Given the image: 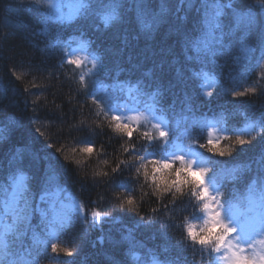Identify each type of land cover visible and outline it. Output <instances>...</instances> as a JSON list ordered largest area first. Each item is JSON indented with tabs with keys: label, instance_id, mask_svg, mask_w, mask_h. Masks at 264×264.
<instances>
[{
	"label": "trees",
	"instance_id": "16d2710c",
	"mask_svg": "<svg viewBox=\"0 0 264 264\" xmlns=\"http://www.w3.org/2000/svg\"><path fill=\"white\" fill-rule=\"evenodd\" d=\"M110 2L99 0L85 14L89 0H83L78 16L67 21L47 0L39 5L36 0H0V220L12 192L5 177L20 161L24 167L15 176L25 177L34 206L49 186L58 185L83 209L82 216L75 214L61 227L39 209L23 221L16 207L13 230L0 245V264H211L213 258L217 264L211 245L193 244L187 235L189 226L198 235L204 229L202 204L186 185L183 194L156 187L176 179L175 169L181 167L177 161L170 169L162 167L173 141L206 157V177L221 186L226 207H242L251 196L264 201V59L257 46L264 3L220 0L225 33L236 25L232 8L251 14L256 25L247 30L243 44L246 30L240 28L231 38L225 36L226 47L214 58L201 52L205 61L215 59L204 67L194 50L185 51L184 37L175 29L176 23L187 24L191 39L201 37L199 30L192 32L194 18L204 20L198 4L189 8L187 0H146L148 15L142 22L135 0H118L115 17L105 23ZM154 17L159 23L145 28ZM244 46L252 51L245 54ZM79 47L96 60L94 78L70 62ZM161 71L165 79L159 78ZM208 77L215 83L209 96ZM138 80L152 86L138 88ZM118 82L124 84L122 91L116 90ZM99 86L106 88V96L94 93ZM129 93L139 107L147 105L167 118L169 136L150 135L149 140L140 128L130 127L132 136L116 130L112 110ZM209 123L219 132L211 145ZM237 137L246 143L237 144ZM129 196L134 206L122 207ZM94 212L100 213L98 222ZM48 229L54 231L56 252Z\"/></svg>",
	"mask_w": 264,
	"mask_h": 264
},
{
	"label": "snow or ice",
	"instance_id": "6c2138e0",
	"mask_svg": "<svg viewBox=\"0 0 264 264\" xmlns=\"http://www.w3.org/2000/svg\"><path fill=\"white\" fill-rule=\"evenodd\" d=\"M99 2V0H89L88 7L85 8V14L89 11H94V4ZM184 0H181V3H183ZM262 3H264V0H261ZM36 3L39 5L41 3V0H36ZM136 3V12L137 17L144 22L145 17L148 15V9L145 6L146 0H135ZM187 3L189 5V8L195 7L197 4L199 7L196 8V11L199 12L201 9L204 12V20L203 24L200 23L199 17L194 18V27L192 28V32L195 33L196 31L201 32V37L199 39H191L188 35L187 29L188 25L183 23H176L175 29L178 35H183V44L185 47V51L187 52L189 49L194 50L198 55L196 59L204 65V67H207V63H215V59H212L211 61H205L201 56L199 55L201 52H204L205 54H209L211 57H215L217 55L218 51H222L226 45L224 44V38L225 36L231 38L232 35L236 32L237 29L243 28L246 30L245 36L240 37V43L243 44L245 39L247 38V30L251 29L253 26L256 25V20L254 17L249 14L247 16L243 15L242 13L236 11L235 8H232L231 5H228L227 7L232 8L231 15H234L236 17V25L235 28H232L228 33H225L222 29V25L220 23L221 19V4L220 0H187ZM120 7V4L118 0H111L110 3H108V8L110 9V12L108 14L104 15L103 19L105 23L112 20L115 15L117 9ZM159 23V20L157 18L152 19V23H144L145 28L151 29L153 24ZM217 31H219V36L217 35ZM257 46L261 51V58L264 59V24H261L258 28V34H257ZM243 52L245 54L252 51L250 47L244 46ZM187 59L191 60L192 57L189 56ZM72 64H77L79 61L72 60L70 61ZM100 70H103V63L100 66ZM146 75H154V73H148ZM160 79H165L166 74L161 71L160 73ZM84 77H81V80H83ZM138 88L141 87H151V84H147L142 80L137 81ZM124 88L123 83H117L116 90L122 91ZM252 91H255V89H252ZM208 95H211V93H208ZM238 95V94H236ZM264 115V114H262ZM117 121L115 124V128L118 132L125 133L128 136H132V132L129 130L130 126L126 124H121L119 122V117H114ZM261 127L264 128V120L261 121ZM149 140L152 139L151 136H149L147 133L144 134ZM160 137H166L168 133L161 131L159 133ZM209 145H211L213 142L208 141ZM236 143L243 145L246 143V141L240 137H237ZM91 148H85L84 151L90 152ZM210 152L218 153L220 156H224L225 152L223 150H220L219 148L213 149L209 148ZM176 160H179L181 162V167L178 169H175V175L176 179L171 180L170 183H165L163 187H161V184L159 182L156 183L157 189L163 191V192H178L183 194V189L185 185L188 187V191L191 197H194L197 199L201 204L205 211L209 213L211 223L218 227L219 231H214L211 227H205L201 233L198 235L191 226L187 228V235L190 238L191 242L193 244L198 243L201 246L205 245H211L210 249V255L211 251H214L215 253H221L223 252V259L227 261V264H264V253L259 254L255 257H250L247 255H244L245 249L241 247L240 245L242 243H246L248 239V225L247 223H240V234L236 237V243L233 244L231 240L229 239L230 235L237 232V228L233 227L230 223H225L223 219H221V213L216 210L217 207H223V204L217 200V197L215 195H212L210 193L209 187L204 182L203 179L197 180L193 176H190L189 173L192 172V164H184V157L178 156L175 157ZM154 163H160V162H154ZM24 167V162L20 161L16 168L8 173L5 177V183L8 184L9 187H11L12 192L11 196L13 201L17 205V214L19 218L23 221H27L29 217L38 209V206H34L32 203L33 197L29 190V188L24 184L25 177L23 175L19 176L18 178L15 176V172L19 171ZM162 167L165 169L172 168V164L165 159L162 162ZM118 171V169H113V172ZM139 171V170H137ZM201 176L203 177L204 174H206L209 170L206 168H200L198 169ZM155 172V168H154ZM145 177L148 176L147 171L144 173ZM182 177V178H181ZM154 179V177H153ZM261 180L264 181V176H261ZM262 190H264V185H262ZM4 191H7V188L4 189ZM219 191V190H217ZM44 197H41V200H43ZM135 204L134 199L129 196L126 200H124L121 203V206L127 205L129 207H133ZM196 205H193V208L195 209ZM92 216L95 219L100 218L99 212L92 213ZM86 219V217H85ZM235 219V218H233ZM150 223L152 221H149ZM206 223H208L206 221ZM261 228L264 229V224L261 225ZM23 235V233H21ZM180 243H184L183 240L180 241ZM3 244V234H0V245ZM52 252L57 251V245L52 244L51 245ZM64 251L71 256L72 253L69 249H64ZM122 264H127L126 261H123ZM211 264H215V259L213 258L211 261Z\"/></svg>",
	"mask_w": 264,
	"mask_h": 264
},
{
	"label": "rangeland",
	"instance_id": "374dc122",
	"mask_svg": "<svg viewBox=\"0 0 264 264\" xmlns=\"http://www.w3.org/2000/svg\"><path fill=\"white\" fill-rule=\"evenodd\" d=\"M51 5L53 12L56 14L57 17H73L76 12L78 11V7H80V2L77 3L75 0L72 2L71 0H47ZM230 3V2H229ZM79 6L77 7V5ZM231 5V3H230ZM72 59L79 61L81 65V71L87 75L89 78H94V72L97 67L96 60H92L86 53L85 50L82 48H74L72 51ZM206 94L211 93L214 82L211 79L206 80ZM106 88L97 87L94 93L98 94L99 96H106L107 92ZM209 96V95H208ZM113 113L116 117H119L121 123L129 125L132 129L140 128L143 129L145 133L149 136H153L156 138H161L159 133L164 131L168 133L166 127V120L161 116L157 115L156 112L150 108H146L143 111H139L136 108V105L132 103H126L122 101L119 107L113 110ZM218 135L219 132L216 127L211 125L209 127V139L214 143L218 142ZM171 136V135H170ZM175 137V136H173ZM178 137V136H176ZM179 138V137H178ZM175 144L177 141H173ZM193 147L191 146L190 149ZM183 156L184 157V164H192V174L198 177L199 179H203L204 182L209 187L210 193L217 197V200L220 201V187L216 185L214 182L209 181L206 178V174L202 177L198 169L208 167L206 157H203L200 153L194 150H185L182 147L176 148L172 151L169 155V162L172 164L173 161H177L181 164L179 160H176L175 157ZM219 190V191H217ZM44 197L41 200V197ZM221 202V201H220ZM5 213L4 217L0 221V234H3V239L12 232L14 226V218L12 213L16 208V203L13 201L12 196L10 197L9 201L5 202ZM255 207L256 204L253 203L251 205ZM58 208L52 213L53 216L59 214L57 218L65 223H68L69 218L75 212H79L81 214L82 208L80 203L72 196L70 193L63 189L60 186L52 185L50 186L41 196L39 197V210L40 213L44 215H48L51 217V212L53 209ZM234 209V208H232ZM217 211L221 213V219L224 220L225 223H230L233 227L237 228V232L230 235L229 239L233 244L236 243V237L240 234V223H247L248 225V239L246 243H242L240 246L245 249L244 255L255 257L259 254L264 253V229L261 228V225L264 224V213L263 207L256 206L254 209H227L223 207H217ZM59 211V212H58ZM7 214H11V216H7ZM204 221L203 227H211L215 231L218 229L217 226L213 225L210 220L209 213L207 211L204 212ZM235 218V219H233ZM206 221L208 223H206ZM219 264H227V261L223 259V252L217 253ZM153 264H161L158 261H154Z\"/></svg>",
	"mask_w": 264,
	"mask_h": 264
}]
</instances>
